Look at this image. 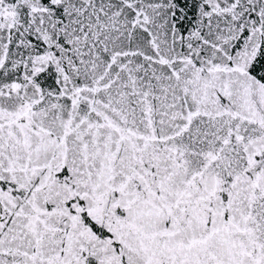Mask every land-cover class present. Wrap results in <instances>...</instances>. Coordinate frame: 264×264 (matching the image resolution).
<instances>
[{
	"label": "snow or ice",
	"instance_id": "obj_1",
	"mask_svg": "<svg viewBox=\"0 0 264 264\" xmlns=\"http://www.w3.org/2000/svg\"><path fill=\"white\" fill-rule=\"evenodd\" d=\"M0 264H264V0H0Z\"/></svg>",
	"mask_w": 264,
	"mask_h": 264
}]
</instances>
